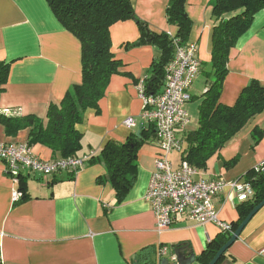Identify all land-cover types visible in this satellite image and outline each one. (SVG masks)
I'll list each match as a JSON object with an SVG mask.
<instances>
[{"label": "crops", "instance_id": "1", "mask_svg": "<svg viewBox=\"0 0 264 264\" xmlns=\"http://www.w3.org/2000/svg\"><path fill=\"white\" fill-rule=\"evenodd\" d=\"M168 1L130 3L135 16L149 30L175 35L177 27L168 24L165 16ZM185 11L191 21L188 41L197 44L201 64L190 88L191 101L185 105L190 117L187 128L193 129L201 96L209 85L204 71L211 59L215 18L211 0H185ZM109 30L111 51L122 65L120 73L110 77L98 104L99 111L88 108L75 126L81 134L76 155L86 157L85 165L75 172L50 176L22 173L26 176L25 197L13 201L17 185L0 159V264H141V259L135 261V255L150 247L153 250L148 256L158 263L162 257L171 258L172 249L180 244L188 245L195 253L192 264H201L197 257L220 233L216 222L198 223L185 215H177L168 228L155 227L154 214L145 199L159 152L154 133H148L138 151L132 187L122 201H116L115 192L105 179V166L95 160L109 141H124L138 130V125L128 128L123 120L128 116L138 118L141 113L143 102L136 85L147 74L157 50L147 43L128 46L141 37L133 19L118 21ZM0 61L10 65L0 93V112L8 116L32 114L45 123L48 105L59 104L81 80L80 41L60 24L46 0H0ZM226 66L220 103L233 105L251 79L264 85V10L254 14L249 28L237 38ZM257 129L262 134L254 143ZM28 133L26 128L7 136L0 124V142L27 144ZM29 147L42 160L59 157L39 143ZM181 154L182 151L168 156L173 168L179 165ZM234 157L235 163L226 166L225 162ZM262 160L264 111L251 118L217 157L210 158L206 168H195L193 178L244 182V174ZM240 203L235 192L224 187L213 197L218 220L234 225ZM163 248L167 251L161 255ZM217 264H264V205Z\"/></svg>", "mask_w": 264, "mask_h": 264}, {"label": "trees", "instance_id": "2", "mask_svg": "<svg viewBox=\"0 0 264 264\" xmlns=\"http://www.w3.org/2000/svg\"><path fill=\"white\" fill-rule=\"evenodd\" d=\"M46 1L60 24L80 41L81 80L65 93L59 104L48 105L45 123L42 118L32 114L15 117L0 112V124L7 136H14L19 130L28 128L29 146L39 143L60 158L76 155L81 140L76 124L83 120L84 112L88 108L99 111L98 104L105 94L110 77L120 73L119 67L122 64L111 51L109 29L112 24L133 19L141 30V37L128 46L147 43L157 50L143 80L146 95L156 94L162 89L164 68L174 56L175 50L170 35L149 30L147 24L135 16L130 0ZM211 6L215 25L211 59L204 71L209 85L198 105L196 127L183 129L180 135L182 160L198 169L206 168L210 158L217 157L220 149L251 118L264 111V85L257 79H251L242 88L233 105L219 102L223 80L227 74L230 49L237 38L249 28L254 14L264 10V0H211ZM165 16L168 24L177 27L175 37L180 40L179 44H185L191 27L185 11V0H169ZM9 68V63L0 61V93L7 82ZM147 125L142 127L139 135L132 133L124 141H109L95 160L105 166V179L111 184L117 202L122 201L132 187L138 151L148 133H154V125L150 122ZM253 131L254 134L256 129ZM257 131L259 134L253 137L254 143L262 134L260 130ZM235 161L236 157L225 162V165L230 166ZM25 179L26 176L19 175L17 189L22 192L20 199L25 197ZM243 181L251 185L253 195L237 205L239 218L231 226V231L220 232L197 257L201 264H208L239 223L264 198V164L249 169L244 174ZM152 250L151 247L143 249L135 255V261L139 262L141 259V264H157L148 256Z\"/></svg>", "mask_w": 264, "mask_h": 264}, {"label": "built area", "instance_id": "3", "mask_svg": "<svg viewBox=\"0 0 264 264\" xmlns=\"http://www.w3.org/2000/svg\"><path fill=\"white\" fill-rule=\"evenodd\" d=\"M169 35V34H168ZM174 45V58L164 68L163 85L156 94H144V81L137 84V91L143 102L139 119L151 122L159 140V154L155 160V169L150 175L145 199L154 214L155 227L159 230L170 227L177 215L198 222H216L218 227L231 231V224L218 220L213 197L224 187L229 186L237 202H243L253 195L251 185L247 182H226L224 180H194L196 169L186 160H180L173 168L168 156L181 152L182 140L177 133L186 129L190 117L185 110L191 98L190 88L199 71L200 61L197 46L194 43L180 45L175 35H170ZM128 128L136 125V119L128 116L123 120ZM179 135V137L177 136ZM0 159L5 162L6 171L13 183L17 184L22 173L53 175L62 171L75 172L85 165L86 157L70 155L49 161L36 156L26 143L7 142L0 144ZM264 162L258 163V165ZM22 193L15 190L13 201L21 198ZM163 248L161 255L165 254Z\"/></svg>", "mask_w": 264, "mask_h": 264}, {"label": "water", "instance_id": "4", "mask_svg": "<svg viewBox=\"0 0 264 264\" xmlns=\"http://www.w3.org/2000/svg\"><path fill=\"white\" fill-rule=\"evenodd\" d=\"M143 127L142 123L138 124V130L136 135H139L140 129ZM264 205V198L256 204L253 209L246 215V217L240 222L237 228L231 233L229 239L218 249L214 257L208 262V264H215L222 254L232 245V243L239 237L241 231L248 223L250 218ZM196 260L195 253L186 244H180L172 249V255L170 257H162L158 260L157 264H192Z\"/></svg>", "mask_w": 264, "mask_h": 264}, {"label": "bare ground", "instance_id": "5", "mask_svg": "<svg viewBox=\"0 0 264 264\" xmlns=\"http://www.w3.org/2000/svg\"><path fill=\"white\" fill-rule=\"evenodd\" d=\"M186 43H194V42H189V41H187ZM185 43V44H186ZM196 46H197V44L196 43H194ZM182 45V44H181ZM173 58H174V56L172 57V59L171 60H173ZM145 78H146V75L143 77V78H141L140 80H145ZM139 80V81H140ZM139 94V93H138ZM142 110H143V106H142ZM142 110H141V112H142ZM132 117V116H131ZM135 118V117H134ZM136 119V125L135 126H133V127H131V128H135L139 123H142V124H144V123H149V122H145V121H141L140 119H139V117L138 118H135ZM151 123V122H150ZM189 126V125H188ZM142 129V128H141ZM140 129V130H141ZM154 134H155V127H154ZM155 136H156V134H155ZM177 136L179 137V135L177 134ZM157 138V137H156ZM158 139V138H157ZM159 141V140H158ZM3 143H7V142H0V144H3ZM173 153H175V152H173ZM158 154H159V152L157 153V156H158ZM172 154V153H171ZM78 156V155H77ZM156 156V157H157ZM78 157H81V156H78ZM83 157V156H82ZM183 159V158H182ZM86 160V159H85ZM155 160H156V158H155ZM18 184V183H17ZM16 184V185H17ZM148 187V186H147ZM17 191H19V192H21L20 190H18V189H16ZM22 193V192H21ZM232 228V227H231ZM219 230H220V232H226V230H224V229H222V228H220L219 227ZM163 250V249H162ZM224 254V253H223ZM222 254V255H223ZM218 262V261H217ZM216 262V263H217ZM215 263V264H216Z\"/></svg>", "mask_w": 264, "mask_h": 264}, {"label": "rangeland", "instance_id": "6", "mask_svg": "<svg viewBox=\"0 0 264 264\" xmlns=\"http://www.w3.org/2000/svg\"><path fill=\"white\" fill-rule=\"evenodd\" d=\"M195 100H197V99H196V98H193V101H195ZM190 101H191V100H190ZM190 101H189V102H190ZM35 155H36V154H35ZM36 156H37V155H36Z\"/></svg>", "mask_w": 264, "mask_h": 264}]
</instances>
